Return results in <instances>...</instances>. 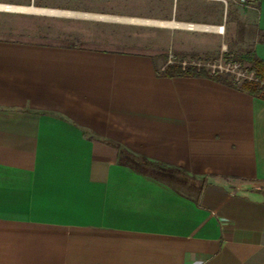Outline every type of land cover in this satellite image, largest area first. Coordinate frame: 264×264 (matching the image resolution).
Instances as JSON below:
<instances>
[{
  "label": "crops",
  "instance_id": "obj_1",
  "mask_svg": "<svg viewBox=\"0 0 264 264\" xmlns=\"http://www.w3.org/2000/svg\"><path fill=\"white\" fill-rule=\"evenodd\" d=\"M186 1L0 0V264H264V99L158 72Z\"/></svg>",
  "mask_w": 264,
  "mask_h": 264
},
{
  "label": "rangeland",
  "instance_id": "obj_2",
  "mask_svg": "<svg viewBox=\"0 0 264 264\" xmlns=\"http://www.w3.org/2000/svg\"><path fill=\"white\" fill-rule=\"evenodd\" d=\"M65 1L36 0L48 4ZM182 8L187 10L190 21H201L204 29H194V22H188V26L193 27L188 32L166 35L156 30L151 33L160 44V49L153 50L160 68L167 60L183 59L184 63L204 64L210 72L227 74L239 83L253 76L249 63L235 60V56L252 49L258 37L255 0H187L183 7L180 5L179 9ZM24 21L0 15V33L10 32L12 24Z\"/></svg>",
  "mask_w": 264,
  "mask_h": 264
},
{
  "label": "trees",
  "instance_id": "obj_3",
  "mask_svg": "<svg viewBox=\"0 0 264 264\" xmlns=\"http://www.w3.org/2000/svg\"><path fill=\"white\" fill-rule=\"evenodd\" d=\"M256 2L259 0H255ZM246 61L249 63V69L253 72V76L251 78H245L241 83L235 81L234 79L229 78L227 74H223L220 72L212 73L209 68L201 63H184L183 59L175 60L166 63L158 72L161 75L173 77V76H205L211 77L217 81L226 83L233 87L245 90L253 96L263 98L264 99V60L256 55L253 49L247 50L242 55H236L235 60ZM125 152V151H124ZM162 167V164H157ZM160 167L155 166L153 169L155 174H159L157 172V168ZM141 168V167H138ZM151 171V170H150Z\"/></svg>",
  "mask_w": 264,
  "mask_h": 264
},
{
  "label": "built area",
  "instance_id": "obj_4",
  "mask_svg": "<svg viewBox=\"0 0 264 264\" xmlns=\"http://www.w3.org/2000/svg\"><path fill=\"white\" fill-rule=\"evenodd\" d=\"M254 1V0H253Z\"/></svg>",
  "mask_w": 264,
  "mask_h": 264
}]
</instances>
